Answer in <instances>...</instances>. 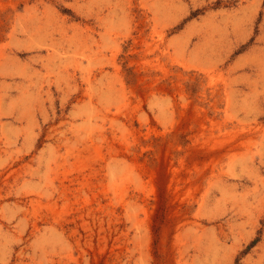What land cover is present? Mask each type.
I'll return each mask as SVG.
<instances>
[{
	"label": "rangeland",
	"instance_id": "rangeland-1",
	"mask_svg": "<svg viewBox=\"0 0 264 264\" xmlns=\"http://www.w3.org/2000/svg\"><path fill=\"white\" fill-rule=\"evenodd\" d=\"M0 264H264V0H0Z\"/></svg>",
	"mask_w": 264,
	"mask_h": 264
}]
</instances>
